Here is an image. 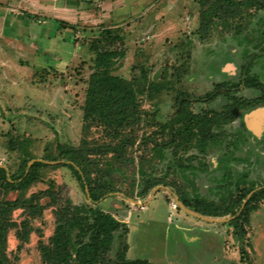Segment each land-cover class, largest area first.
Instances as JSON below:
<instances>
[{
  "label": "rangeland",
  "instance_id": "374dc122",
  "mask_svg": "<svg viewBox=\"0 0 264 264\" xmlns=\"http://www.w3.org/2000/svg\"><path fill=\"white\" fill-rule=\"evenodd\" d=\"M86 1L0 0V165L6 175L19 173L23 155L19 147L24 145L32 159L49 163L38 168L40 181L28 188L26 196L53 182L62 202L96 206L111 214L127 226L128 259L148 264H264V199L255 203L236 232L227 217L203 216L206 220L178 203L179 190L190 199L219 206L225 197L235 198L238 189L252 183L259 189L264 184V105L251 109L263 114L257 133L244 123L251 110L243 115L247 139L234 150L222 144L208 146L204 153L181 151L175 158L167 150L163 160L145 163L146 176L159 184L143 196L138 195L143 188L138 170L141 152L135 145L128 149L132 160L113 174L116 190L94 203L88 199L87 185L66 167L68 160H46L57 156V146L78 147L82 141L98 145L126 136L137 144L142 132L171 117L177 92L189 97L195 114L219 111L223 100H198L221 82L237 85L246 54H259L251 58L250 75L264 84V41L259 44L260 53L252 47L256 41L243 39L259 36L264 10L239 7L234 16L213 19L202 35L198 0H90L85 7ZM113 27L116 39L106 45L100 32ZM101 46L122 51L112 75L145 83L165 80L172 85L152 99L146 92L136 94L141 118L117 129V137L97 122L84 127L82 120L88 78ZM232 93L254 99L260 92L239 85ZM241 126L237 119L223 131L229 136ZM224 158L232 159L226 164L229 168L221 165ZM237 178L243 181L239 187ZM15 197V192L6 196ZM40 204L42 215L31 220L27 241L20 243L14 229L8 232L6 254L15 264H43L39 243L48 244L53 235L55 208L48 198ZM12 219L19 224L24 219L21 210H15Z\"/></svg>",
  "mask_w": 264,
  "mask_h": 264
},
{
  "label": "trees",
  "instance_id": "16d2710c",
  "mask_svg": "<svg viewBox=\"0 0 264 264\" xmlns=\"http://www.w3.org/2000/svg\"><path fill=\"white\" fill-rule=\"evenodd\" d=\"M89 3L90 0H87L82 4L86 7ZM198 3L201 7L199 30L202 35L207 29L209 31L213 19L220 21L224 17L234 16L239 7L264 10V2L255 0H198ZM56 21L61 23L59 20ZM115 27L100 32V39L104 40L106 45L115 41ZM243 39L247 42L256 41L252 47L260 49L261 53L263 48L259 44L264 41V29L260 30L259 36L254 40L252 36H244ZM89 48L93 50V44ZM253 55L259 54L245 55L247 61L240 68V80L237 85L221 82L199 98L198 101L205 103L223 100L224 104L219 111L209 110L195 114L189 108V97L177 92V105L171 117L164 123L154 125L155 128L151 131L142 132L137 144H135L136 140L126 136L112 143L98 145H90L82 141L78 147L57 146V156L47 157L46 160L50 162L68 160L66 167L72 171L79 182L87 185L88 199L94 203L105 194L116 190L113 174L120 172L119 167L132 160L128 157V149L134 145L141 152L138 170L143 188L139 196L147 194L159 184L158 179L146 176L145 163L153 159L163 160L167 150H170L171 156L175 158L177 153L181 151L185 153L190 149H197L204 153L208 146L220 147L224 144L227 148L231 147L234 150L244 145L247 139L244 132H247V129L243 123V115L257 105H264V84L259 82L256 76L250 75ZM122 56V51L116 49H104L101 46L99 50H96L92 72L86 87L82 115L84 127L97 122L114 137H117V129L127 127L135 121L139 122L141 117L136 94L146 92L147 97L152 99L156 94L172 89L171 82L165 80L159 83L150 81L145 83L124 80L112 75L114 61ZM239 85L253 88L260 93L254 99L236 97L232 92ZM233 86L235 88H232ZM237 119L241 122L242 130L226 135L223 131L224 126ZM226 138L227 142L224 143ZM19 148L23 153L19 173L16 176H7L4 167H0V194L2 195L0 197V264H15L6 254L8 232L14 229L15 238L20 243L27 241L31 232V220L42 215L43 206L40 200L43 198H48L55 208L53 235L48 244L39 243V253L43 264H148L143 259L126 257L127 226L111 214L103 212L96 206H76L69 201L62 202L58 191L54 189L53 182L49 183L47 189L26 196L28 188L40 181L38 168L48 167L49 163L33 162L26 171L27 163L32 157L25 151L24 145ZM191 157L194 156L188 159ZM103 159H105L104 162ZM229 160L232 159L220 160L221 165L229 168L227 166ZM240 184H243V181L237 178L236 186L239 187ZM254 188L255 185L252 183L248 188L238 189L240 192L237 191L235 198L225 197L219 206H214L212 202L197 197L190 199L180 190L178 193L184 207L205 217H227L228 224L236 232L239 226L242 227L240 222L247 221L249 213L255 209V203L264 199V184L260 185L259 189ZM11 192H15L16 197L10 200L6 196ZM248 195L249 198L241 209L240 204ZM15 210H21L24 215V219L19 224L12 219V213ZM19 247L20 245L18 249Z\"/></svg>",
  "mask_w": 264,
  "mask_h": 264
},
{
  "label": "water",
  "instance_id": "95a60500",
  "mask_svg": "<svg viewBox=\"0 0 264 264\" xmlns=\"http://www.w3.org/2000/svg\"><path fill=\"white\" fill-rule=\"evenodd\" d=\"M262 111L260 109H254V110H251L248 114H246L244 116V123L246 125V127L251 130L252 132H255L257 133L258 132V129L260 127V125L262 124ZM36 161H40V160H30L28 163H27V168H26V171L27 169L30 167V165L33 163V162H36ZM50 163H53V162H50ZM0 167H3L2 165H0ZM85 190H86V193L88 194V191H87V187L85 186ZM249 197V195H248ZM180 206L186 210L187 212L191 213V214H194L195 216H198L197 214L195 213H192L190 212L189 210H187L183 205L180 204ZM200 218H203V219H206V220H209L207 218H204V217H201L199 216Z\"/></svg>",
  "mask_w": 264,
  "mask_h": 264
},
{
  "label": "flooded vegetation",
  "instance_id": "af4514ba",
  "mask_svg": "<svg viewBox=\"0 0 264 264\" xmlns=\"http://www.w3.org/2000/svg\"><path fill=\"white\" fill-rule=\"evenodd\" d=\"M251 194V193H250ZM249 194V195H250ZM249 197L247 196L246 197V199H248ZM177 199V198H176ZM179 199V198H178ZM180 201V200H179ZM179 204H181V202H178ZM182 205V204H181ZM186 208V207H185ZM187 209V208H186ZM187 210H189V209H187ZM190 212H192V213H195V212H193V211H191V210H189ZM191 214V213H190ZM195 214H197V213H195ZM194 215V214H193ZM198 216L197 217H199V216H201V215H199V214H197ZM201 217H203V216H201Z\"/></svg>",
  "mask_w": 264,
  "mask_h": 264
}]
</instances>
